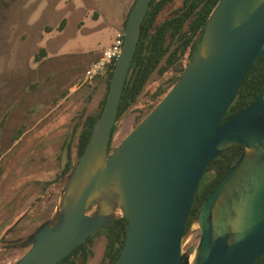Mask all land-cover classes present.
I'll use <instances>...</instances> for the list:
<instances>
[{"label": "water", "instance_id": "95a60500", "mask_svg": "<svg viewBox=\"0 0 264 264\" xmlns=\"http://www.w3.org/2000/svg\"><path fill=\"white\" fill-rule=\"evenodd\" d=\"M152 1H135L85 150L52 215L29 238L7 246L31 244L14 264H59L120 218L126 236L114 264H254L264 256V92L222 123L264 57V0H219L181 77L112 150ZM236 145H244L242 155L185 230L205 169ZM197 232L196 246L185 250Z\"/></svg>", "mask_w": 264, "mask_h": 264}, {"label": "rangeland", "instance_id": "374dc122", "mask_svg": "<svg viewBox=\"0 0 264 264\" xmlns=\"http://www.w3.org/2000/svg\"><path fill=\"white\" fill-rule=\"evenodd\" d=\"M134 2L0 0V236L13 224L34 227L52 215L62 190L58 176L76 156L84 120L98 112L105 91L100 77L84 83L85 71L124 30ZM180 4L168 6L161 19ZM174 82V70L151 77L119 118L112 150ZM106 244L105 230L92 238L88 264L102 263ZM28 249H0V264H14Z\"/></svg>", "mask_w": 264, "mask_h": 264}, {"label": "trees", "instance_id": "16d2710c", "mask_svg": "<svg viewBox=\"0 0 264 264\" xmlns=\"http://www.w3.org/2000/svg\"><path fill=\"white\" fill-rule=\"evenodd\" d=\"M175 1L153 0L150 5L149 12L143 22L138 48L122 94L117 123L119 118L133 106L143 92L145 85L154 74L163 75L169 70H174L175 82L181 77L185 67L193 57L208 16L219 0H179L181 4L175 7L168 17L161 19L164 10ZM133 5L124 20V28ZM65 22V19L61 21L60 29L65 25ZM49 31H51V28H49ZM45 52L46 50L42 48L40 54L44 56ZM101 55L102 52L97 59ZM96 60L94 59L93 62ZM114 64L115 61L108 67L104 75L96 77H100L105 81V91L98 112L87 116L84 120V126L79 134L77 159L75 163L83 154L91 136L94 122L101 112ZM166 92L167 90L160 92L157 97L161 98ZM263 92L264 57L247 73L222 123L254 101ZM117 123L115 124L113 133H115ZM243 150L244 145L233 146L215 158L205 169L186 222L185 230H187L215 185L220 181L226 171L240 158ZM75 163L66 164L62 176L63 182L71 173ZM126 224L127 221L124 218H120L102 228L90 236L59 264H88L89 257L92 253L90 249L91 240L103 230L107 232V244L101 264H114L125 240ZM254 264H264V256Z\"/></svg>", "mask_w": 264, "mask_h": 264}, {"label": "built area", "instance_id": "2783aa9c", "mask_svg": "<svg viewBox=\"0 0 264 264\" xmlns=\"http://www.w3.org/2000/svg\"><path fill=\"white\" fill-rule=\"evenodd\" d=\"M124 45V30L118 32L111 44L106 47L99 59L91 63L84 75V83L92 81L97 76L105 74L108 67L116 61Z\"/></svg>", "mask_w": 264, "mask_h": 264}, {"label": "flooded vegetation", "instance_id": "af4514ba", "mask_svg": "<svg viewBox=\"0 0 264 264\" xmlns=\"http://www.w3.org/2000/svg\"><path fill=\"white\" fill-rule=\"evenodd\" d=\"M175 83V82H174ZM174 83H173V85H174ZM173 85H171V87L173 86ZM171 87H170V89H171ZM169 89V90H170ZM167 89H165V90H162L161 92H163V91H166ZM169 90H167V92L169 91ZM166 92V93H167ZM166 93L162 96V98L166 95ZM161 98V99H162ZM161 99H160V101H161ZM159 101V102H160ZM158 102V103H159ZM157 103V104H158ZM150 113V112H149ZM1 157V156H0ZM76 158H77V154H76V156L73 158L72 156L70 157V159L68 160V163H75V161H76ZM63 172H64V170H63ZM63 172H62V174L61 175H59L58 177H59V181L61 182V184H60V186H59V189H61L62 188V185L64 184V182H63ZM61 192V191H60ZM59 192V193H60ZM18 222V221H17ZM17 222H15V223H17ZM42 222H40L39 224H37V225H35L34 227H32V226H30V225H26V226H23L22 228L20 227V226H15V224H13V225H11V227L10 228H8L7 230V232H5V234H6V236L4 237V233L0 236V239L1 238H3L4 239V243H2L1 244V246L3 247V249L2 250H4V251H6V250H12V249H21V248H12V249H10V248H8L7 246L10 244V242H21V241H23V240H25V239H27V238H29V236L36 230V228L41 224ZM31 247V244H28V245H26L25 247H22V248H30Z\"/></svg>", "mask_w": 264, "mask_h": 264}, {"label": "crops", "instance_id": "0c3cea01", "mask_svg": "<svg viewBox=\"0 0 264 264\" xmlns=\"http://www.w3.org/2000/svg\"><path fill=\"white\" fill-rule=\"evenodd\" d=\"M114 37H115V36H114ZM111 42H112V41H111ZM110 44H111V43H110ZM110 44H109V45H110ZM109 45H107V46H105V47H108Z\"/></svg>", "mask_w": 264, "mask_h": 264}]
</instances>
